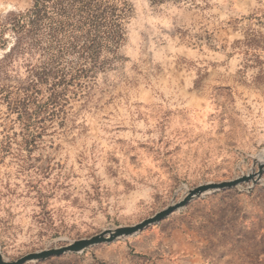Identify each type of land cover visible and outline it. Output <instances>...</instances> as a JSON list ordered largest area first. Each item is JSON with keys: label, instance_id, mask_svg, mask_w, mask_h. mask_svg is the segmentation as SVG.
Instances as JSON below:
<instances>
[{"label": "rangeland", "instance_id": "1", "mask_svg": "<svg viewBox=\"0 0 264 264\" xmlns=\"http://www.w3.org/2000/svg\"><path fill=\"white\" fill-rule=\"evenodd\" d=\"M105 1L126 10L117 47L84 52L78 32L52 52L17 25L33 0H0L7 260L138 224L264 160V0ZM28 264H264V173L132 237Z\"/></svg>", "mask_w": 264, "mask_h": 264}, {"label": "trees", "instance_id": "2", "mask_svg": "<svg viewBox=\"0 0 264 264\" xmlns=\"http://www.w3.org/2000/svg\"><path fill=\"white\" fill-rule=\"evenodd\" d=\"M106 2L105 0H33L31 9L16 16L17 25L30 28L27 32L38 33L41 39L47 41L48 48L52 52L56 47L58 51L68 46L74 47L75 41L79 38L78 32L85 34L87 46L84 44V52L90 46L100 45V41L117 47L122 39V22L126 17V10L118 7L115 2L111 4ZM90 26L97 33L93 39L90 36ZM52 58L53 54L50 55L49 60ZM55 94L56 92H50L48 101L52 100Z\"/></svg>", "mask_w": 264, "mask_h": 264}, {"label": "water", "instance_id": "3", "mask_svg": "<svg viewBox=\"0 0 264 264\" xmlns=\"http://www.w3.org/2000/svg\"><path fill=\"white\" fill-rule=\"evenodd\" d=\"M257 171L247 175H243L231 181L219 182V183H206L199 185L189 190L185 197L180 201L167 206L165 209L157 212L152 217L143 220L142 222L132 225L117 227L109 230H105L98 235L92 236L86 239H79L72 241L69 244L52 249H46L34 253L27 254L17 260L10 261L4 258L0 253V264H28L35 262H43L51 258H57L66 254H78L86 251L89 248L111 244L117 240L132 237L146 228L156 225L166 219L171 214L185 208L191 201L201 198L205 195L217 193L224 190H229L240 186L242 184H255L259 181L264 173V160L256 163Z\"/></svg>", "mask_w": 264, "mask_h": 264}, {"label": "bare ground", "instance_id": "4", "mask_svg": "<svg viewBox=\"0 0 264 264\" xmlns=\"http://www.w3.org/2000/svg\"><path fill=\"white\" fill-rule=\"evenodd\" d=\"M264 158V157H263Z\"/></svg>", "mask_w": 264, "mask_h": 264}]
</instances>
